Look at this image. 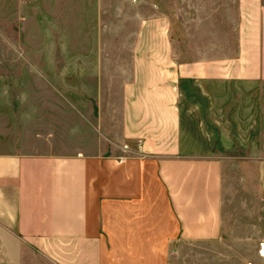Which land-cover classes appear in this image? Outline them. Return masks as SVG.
Wrapping results in <instances>:
<instances>
[{
	"label": "crops",
	"instance_id": "1",
	"mask_svg": "<svg viewBox=\"0 0 264 264\" xmlns=\"http://www.w3.org/2000/svg\"><path fill=\"white\" fill-rule=\"evenodd\" d=\"M86 3L0 57V264H264V0Z\"/></svg>",
	"mask_w": 264,
	"mask_h": 264
},
{
	"label": "rangeland",
	"instance_id": "2",
	"mask_svg": "<svg viewBox=\"0 0 264 264\" xmlns=\"http://www.w3.org/2000/svg\"><path fill=\"white\" fill-rule=\"evenodd\" d=\"M74 1L83 7L87 4V0H0V57L13 54H28L32 57L70 54V7ZM82 18L85 22L86 16ZM59 35L68 39L67 45H58ZM44 65L58 67V62ZM47 66L44 69L48 71L57 69ZM3 82L0 80V86L4 85ZM38 86L58 87V78L52 76L40 80L32 77L31 87ZM211 130L215 138L219 136L220 128L212 127ZM208 145L212 146L216 155L245 157V149L241 144L219 141ZM240 161L245 162V159Z\"/></svg>",
	"mask_w": 264,
	"mask_h": 264
}]
</instances>
